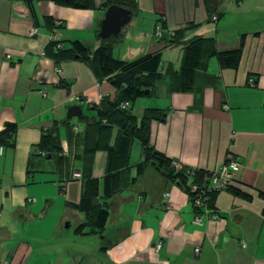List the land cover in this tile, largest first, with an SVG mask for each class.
I'll return each instance as SVG.
<instances>
[{
  "label": "crops",
  "instance_id": "1",
  "mask_svg": "<svg viewBox=\"0 0 264 264\" xmlns=\"http://www.w3.org/2000/svg\"><path fill=\"white\" fill-rule=\"evenodd\" d=\"M107 1L97 0L95 10H76L48 1L28 5L0 0V135L9 126L15 129L7 143L0 144V260L264 264V29H229L222 9L226 0L219 6L223 17L217 22L210 20L204 0H129L136 3L130 30H122L114 48H124L116 56L113 52V58L133 64L161 55L168 73L180 70L184 44L196 37L214 38L219 52L235 51L244 43L238 69L223 68L213 57L191 92L174 90L168 78L133 110L139 120L147 108L168 111L166 121L151 123L150 147L181 169L218 170L232 155L241 166L233 185L216 194L205 212L194 208L188 191L150 166L110 200L103 199L101 184L100 204L109 212L106 226L100 233H92V226L77 232L87 220L71 207L80 202L83 191L82 177L74 178V172L82 173L86 132L97 120L99 106L116 97L109 79L90 67L93 53L103 44ZM56 21L63 24L61 49L51 40ZM187 26L191 28L180 42L170 44L168 34ZM159 28L160 38L155 35ZM34 29L38 34L31 36ZM76 43L88 52V62L80 58ZM73 106L82 108L77 120L67 118ZM118 134L114 127L111 147ZM50 136L58 137L55 145L59 142L61 151L46 158L40 145ZM141 158L142 147L135 140L132 179ZM108 160L106 151L96 152L92 176L101 182Z\"/></svg>",
  "mask_w": 264,
  "mask_h": 264
},
{
  "label": "trees",
  "instance_id": "2",
  "mask_svg": "<svg viewBox=\"0 0 264 264\" xmlns=\"http://www.w3.org/2000/svg\"><path fill=\"white\" fill-rule=\"evenodd\" d=\"M28 5L35 2L48 1L58 6L72 8L76 10H95L97 0H22ZM224 0H204L206 10L210 20L214 15L222 19L219 13V6ZM112 5H119L128 10L135 11L136 3L129 0L115 1L108 0L103 4L104 9ZM191 28L187 26L168 34L169 43L176 45L184 37L185 33ZM121 40L119 37L103 39V44L98 48L92 57V67L96 75L101 78H108L112 86L116 89L114 100L104 99L98 108L97 120L88 126L85 136V150L80 160L83 162L81 173L83 191L81 200L78 204L71 207L83 213L87 222L80 225L77 229L79 234L88 227L92 226V233H100L106 226L109 212L107 207L100 204L101 184H103V199L110 200L120 192L126 190L132 183L141 177L145 170L154 166L163 176L173 183L179 184L192 197L190 186L192 184L201 185L205 178V172L193 171L189 176V170H178L173 166L174 160L164 157L154 148L150 147V125L153 121H166L167 110L147 108L144 110L143 117L139 120L133 114V106L139 99L151 98L155 95L158 84L166 79H170L174 90L179 92H191L194 89L198 75L207 70L208 62L216 57L220 66L223 68L238 69L244 43L235 51L219 52L216 48L214 38L196 37L184 44V55L179 71L166 72L161 55L147 56L141 60L126 64L113 58L114 45ZM80 58L84 62L90 60L86 50L81 48L79 43L75 44ZM130 103V109L123 110V103ZM119 129L116 143L110 146L112 129ZM91 129L93 133H91ZM14 128L9 126V130L0 135V144L7 143L9 134L14 132ZM58 137H44L40 150L45 153V157H54L61 151V146L55 145ZM137 140L142 147L141 161L135 166L137 175L130 177V154L133 142ZM106 151L109 155L108 171L102 182L92 176L94 157L98 151ZM238 196H244L238 191H233ZM216 197L212 193L209 197L211 207ZM245 197V196H244Z\"/></svg>",
  "mask_w": 264,
  "mask_h": 264
},
{
  "label": "built area",
  "instance_id": "3",
  "mask_svg": "<svg viewBox=\"0 0 264 264\" xmlns=\"http://www.w3.org/2000/svg\"><path fill=\"white\" fill-rule=\"evenodd\" d=\"M211 21L217 22L218 21L217 15H214ZM62 25L63 24L61 21H56L54 24L53 33L51 35L52 42L57 43V46L59 49L62 48V44L59 40V32H60V28L62 27ZM37 34H38L37 29L32 30L31 36H35ZM155 35L159 38L162 37L163 30L160 28L157 29L155 31ZM173 35L174 34L172 33L171 36ZM249 85L254 87L255 80L250 79ZM73 100L77 101L78 103H82V100L79 97H74ZM130 107L131 105L128 102L123 103L121 105V109L123 110L130 109ZM2 153H3L2 148H0V155ZM173 166L176 169L181 170L180 164L175 161L173 162ZM240 169H241V166L239 165V163L236 162L235 158L232 155H230L228 156L227 163L222 168L218 170L206 171L205 176H204L205 178L203 179V183L201 185L192 184L190 186V192L194 195L192 197L193 198L192 205L194 206V208L198 210H204L205 212H207L209 210L208 207H209L210 195L212 193L218 194L221 191L229 189L234 183V175L237 172H239ZM187 173L189 176H191L193 175L194 172L188 171ZM74 178H77V179L81 178V173L79 171H75ZM195 223L200 224L201 220L197 218L195 220ZM156 247L159 250L162 247V243L159 242ZM199 252H200V248H196L195 253L199 254ZM0 264H9V262L0 260Z\"/></svg>",
  "mask_w": 264,
  "mask_h": 264
},
{
  "label": "rangeland",
  "instance_id": "4",
  "mask_svg": "<svg viewBox=\"0 0 264 264\" xmlns=\"http://www.w3.org/2000/svg\"><path fill=\"white\" fill-rule=\"evenodd\" d=\"M241 2L239 3V1L237 2L235 0H226L223 2L222 9L227 17V20L225 19V22L228 24L227 27L235 33L237 31L245 33V31H252L253 29H264V0H241ZM214 27L216 28L217 25ZM126 28L129 32L130 27L128 26ZM123 48L124 46L114 48L113 52L115 56ZM139 107L138 104H135L133 110L137 111ZM74 120H77V118Z\"/></svg>",
  "mask_w": 264,
  "mask_h": 264
},
{
  "label": "water",
  "instance_id": "5",
  "mask_svg": "<svg viewBox=\"0 0 264 264\" xmlns=\"http://www.w3.org/2000/svg\"><path fill=\"white\" fill-rule=\"evenodd\" d=\"M132 19V11L119 5L110 6L105 13L104 20L101 22L100 37L106 39L119 36L122 30L132 22ZM81 114L82 108L80 106H73L69 109L67 118L73 119L81 116Z\"/></svg>",
  "mask_w": 264,
  "mask_h": 264
}]
</instances>
